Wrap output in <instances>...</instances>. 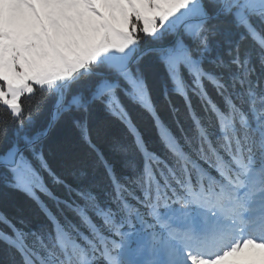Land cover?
<instances>
[{
    "label": "snow or ice",
    "instance_id": "6c2138e0",
    "mask_svg": "<svg viewBox=\"0 0 264 264\" xmlns=\"http://www.w3.org/2000/svg\"><path fill=\"white\" fill-rule=\"evenodd\" d=\"M8 193L0 264H264V0H0Z\"/></svg>",
    "mask_w": 264,
    "mask_h": 264
},
{
    "label": "trees",
    "instance_id": "16d2710c",
    "mask_svg": "<svg viewBox=\"0 0 264 264\" xmlns=\"http://www.w3.org/2000/svg\"><path fill=\"white\" fill-rule=\"evenodd\" d=\"M173 100L176 106L181 108V119L182 121H184L185 127L186 128L190 127V124L189 122H187L185 115L183 113V101L178 97H174ZM198 107L199 105H197V108ZM165 118H166V122L169 123L173 127V130L175 131V125L172 123V120L168 117L166 111H165ZM154 136L155 134L153 133V138ZM5 195L7 197L6 199L4 198ZM13 204H15L17 207L22 208L26 211L30 210L29 202L27 201L26 197H24L22 194L20 193L0 194V209L11 212L13 211V208H12Z\"/></svg>",
    "mask_w": 264,
    "mask_h": 264
}]
</instances>
